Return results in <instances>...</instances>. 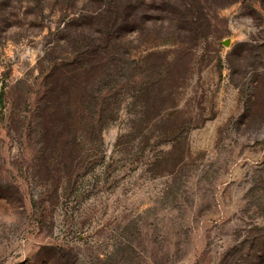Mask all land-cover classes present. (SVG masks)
I'll use <instances>...</instances> for the list:
<instances>
[{
    "label": "rangeland",
    "instance_id": "obj_1",
    "mask_svg": "<svg viewBox=\"0 0 264 264\" xmlns=\"http://www.w3.org/2000/svg\"><path fill=\"white\" fill-rule=\"evenodd\" d=\"M109 1L0 0V264H264V0L185 44L130 1L123 77L81 87Z\"/></svg>",
    "mask_w": 264,
    "mask_h": 264
},
{
    "label": "trees",
    "instance_id": "obj_2",
    "mask_svg": "<svg viewBox=\"0 0 264 264\" xmlns=\"http://www.w3.org/2000/svg\"><path fill=\"white\" fill-rule=\"evenodd\" d=\"M130 1L133 0H110L104 6L105 9L98 11V13L95 12L96 15L92 18L91 23L98 25V29L94 31L95 37H93V41L91 40L93 45L86 48L73 62L74 71H76L74 76L78 78L79 86L83 87L81 80L85 79L90 70L92 73L95 70L98 76L101 72L104 74V77L98 79L99 87L105 78L107 79L106 87L100 90L116 85L118 80L123 77L125 69L122 60L129 56L128 53L126 55L124 48V45H127L124 42V35L127 27L125 24L128 21L125 15L119 13V8L124 10L126 7L131 8L128 6ZM173 1L176 0H161L158 5L153 7L160 21L159 28L154 26L157 29L154 32L159 37H173L177 42L185 44L193 40L191 39L192 35L197 34L201 25L199 24L200 20L204 18L207 23L206 26H208V17L205 13L204 17L202 16L203 0H178L176 4L171 3ZM174 21H178L180 26L176 28L172 24ZM132 22L136 23V20L134 19ZM144 24L145 20H142L143 28L145 27ZM168 29L175 30L167 31ZM243 46L246 45L240 44L237 48ZM122 48H124V53H121ZM187 52L188 49L181 50L177 57L181 58Z\"/></svg>",
    "mask_w": 264,
    "mask_h": 264
}]
</instances>
